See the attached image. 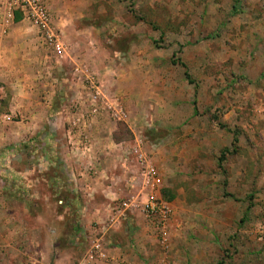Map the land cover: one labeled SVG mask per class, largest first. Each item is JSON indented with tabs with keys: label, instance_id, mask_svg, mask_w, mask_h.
I'll list each match as a JSON object with an SVG mask.
<instances>
[{
	"label": "rangeland",
	"instance_id": "1",
	"mask_svg": "<svg viewBox=\"0 0 264 264\" xmlns=\"http://www.w3.org/2000/svg\"><path fill=\"white\" fill-rule=\"evenodd\" d=\"M45 2L59 50L0 0V264H96L97 236L107 264H264V0ZM114 140V179L135 150L159 170L168 248L140 209L83 226V203H105L81 195L83 160Z\"/></svg>",
	"mask_w": 264,
	"mask_h": 264
},
{
	"label": "built area",
	"instance_id": "2",
	"mask_svg": "<svg viewBox=\"0 0 264 264\" xmlns=\"http://www.w3.org/2000/svg\"><path fill=\"white\" fill-rule=\"evenodd\" d=\"M4 2L8 5L11 15L15 14L16 11L20 12L24 20H28L37 28L40 39L45 46L60 49L59 37L53 29L45 0H4ZM135 160L139 165L142 192L146 194V200L141 203L135 197L123 200L115 207L116 214L108 219V223H116L127 211L140 209L153 228L160 245L163 248H168V226L174 213V206L162 196L163 179L148 155L141 150H135ZM92 241L89 259L91 261L106 259L103 237L97 236Z\"/></svg>",
	"mask_w": 264,
	"mask_h": 264
},
{
	"label": "crops",
	"instance_id": "3",
	"mask_svg": "<svg viewBox=\"0 0 264 264\" xmlns=\"http://www.w3.org/2000/svg\"><path fill=\"white\" fill-rule=\"evenodd\" d=\"M1 27V26H0ZM2 27L0 28V45H2L3 43H5L8 40V37H10V35H12V31L8 29L5 30V34L6 37L2 35L4 33ZM5 39V40H4ZM4 40V41H3ZM6 55L3 53V48L0 47V67L4 68L6 67L7 63H6ZM6 71V70H5ZM1 73H4L2 71V69H0V75ZM113 146L112 143L107 142V144L101 143L100 146V151L98 154H95L94 157V161L95 163L98 164V166H96V168L94 169H89V165L91 164L90 161L91 160H87V162H85L83 160V188L80 190L81 195H85V196H89V195H93L94 191L96 188H100L99 191H101L100 194H102V197L104 198L105 203H98V202H90V203H83V206L80 207V212H81V222L83 224V226H85L86 228H88V230L91 233V223H96V225H100L102 223H106L108 222V219L110 218V214L114 212V209L116 206H114L111 210V205L109 201V199H115L117 198V196L122 195L124 192V189L130 190L131 186H129V183L134 184L136 179H140V173H139V168H137L136 165H134V169H132V165L130 164H124V163H120L119 165L121 166V169L123 170L124 173L120 172L121 174L119 176H117V179L115 178V175H109L107 172V168L105 167L106 164L103 163H107L109 162V158H107L108 155H114L115 153L119 154L121 156L120 153H122L121 149H119L118 147L121 145L120 142H116L115 140L113 141ZM226 147L229 148L230 145V141L228 142V144H224ZM243 152L241 150L242 153H240L241 155V161L242 160H249L251 162V160L255 161V164L258 163L257 159H258V155H257V151L258 148H256L255 150H249L247 151L246 149L248 148V146L246 144H244L243 142L241 143ZM246 148V149H245ZM255 151V152H253ZM248 153L249 155L252 157L251 160L248 157ZM256 153V155H254ZM256 157V158H255ZM255 158V159H254ZM88 163V164H87ZM128 167H127V166ZM126 166V167H125ZM250 171H251V167H249ZM134 172L136 173V175H133L132 177L130 174ZM260 171L258 170L257 166L255 168V173H259ZM241 176L244 178L245 182L247 181L248 178H250V174H249V170L246 167L244 170L240 171ZM106 179H110L111 181H106ZM123 180H126L127 183H123ZM141 180V179H140ZM121 181V182H120ZM99 184L103 185V187L99 186ZM98 186V187H97ZM127 187V188H126ZM129 188V189H128ZM139 191L134 195L139 197V195H142L143 197L141 198H146V194H144L141 190V188H137ZM131 191H133V193H135V190L132 189ZM260 192H256V196L259 194ZM261 194V193H260ZM245 197V196H244ZM108 199V201L106 199ZM110 204V205H109ZM102 205H106L105 207H103ZM106 210V211H105ZM83 213V214H82ZM103 225V224H102ZM108 240V239H107ZM110 241H112V239L110 238ZM113 241H114V245L117 248V251H113V255L114 257H121V246L122 244L120 242H118V240H116L113 237ZM111 250V249H110ZM262 254V253H261ZM89 256V254H88ZM89 259V257H88ZM99 260L102 259H96L95 262L97 264V262H100ZM91 260L89 259V262ZM98 264H107L104 261H101ZM113 264V263H111Z\"/></svg>",
	"mask_w": 264,
	"mask_h": 264
},
{
	"label": "trees",
	"instance_id": "4",
	"mask_svg": "<svg viewBox=\"0 0 264 264\" xmlns=\"http://www.w3.org/2000/svg\"><path fill=\"white\" fill-rule=\"evenodd\" d=\"M21 14V13H20ZM22 15V14H21ZM21 18L20 17H17V20H20ZM237 141V139H234V142H236ZM223 158H224V154L221 156V158H220V161H222L223 160Z\"/></svg>",
	"mask_w": 264,
	"mask_h": 264
}]
</instances>
